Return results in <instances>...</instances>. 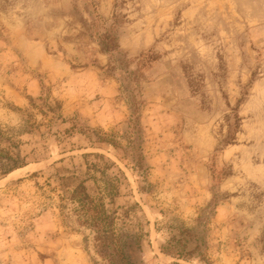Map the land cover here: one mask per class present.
<instances>
[{
	"label": "rangeland",
	"instance_id": "374dc122",
	"mask_svg": "<svg viewBox=\"0 0 264 264\" xmlns=\"http://www.w3.org/2000/svg\"><path fill=\"white\" fill-rule=\"evenodd\" d=\"M0 129L26 162L0 171V264H96L54 180L89 152L148 221L137 264H264V0H0Z\"/></svg>",
	"mask_w": 264,
	"mask_h": 264
},
{
	"label": "trees",
	"instance_id": "16d2710c",
	"mask_svg": "<svg viewBox=\"0 0 264 264\" xmlns=\"http://www.w3.org/2000/svg\"><path fill=\"white\" fill-rule=\"evenodd\" d=\"M115 23L114 20L113 26ZM98 39L100 47L105 51H113L118 46L111 29H105ZM40 86L41 93L36 100L39 105L52 113L49 120L60 119V123L65 122V118L48 103L49 96L44 93L43 83ZM29 100L32 105L37 106L33 97H29ZM240 101L241 99L238 100V105ZM235 119H238L237 115ZM76 130H78L77 126L72 124L63 133ZM3 136L0 129V138H4ZM107 142L109 141L105 134L92 141L93 144L98 145ZM80 157L81 162L73 165L71 169L67 167L55 169L54 180L57 183L56 189L60 190L61 200L68 202L77 222L93 233L94 253L99 257L96 264H137L132 253L142 248L146 236L144 229L148 221L139 214L141 209L135 201L125 206L110 207L121 195L122 188L128 187L126 176L116 164L114 165L101 153H83ZM25 164L23 159L13 158L0 149L1 175H6ZM50 177L46 179L48 186ZM174 228L177 230V227ZM174 228L171 227L168 232L164 245L160 247L161 251L175 254L182 259H190L195 251L186 245L184 236L187 235V230L178 229L175 233Z\"/></svg>",
	"mask_w": 264,
	"mask_h": 264
}]
</instances>
